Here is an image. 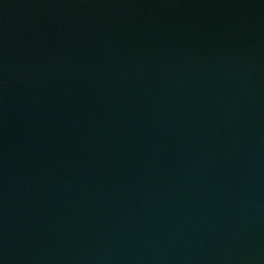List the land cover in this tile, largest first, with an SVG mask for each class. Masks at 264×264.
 Segmentation results:
<instances>
[{
    "label": "water",
    "instance_id": "95a60500",
    "mask_svg": "<svg viewBox=\"0 0 264 264\" xmlns=\"http://www.w3.org/2000/svg\"><path fill=\"white\" fill-rule=\"evenodd\" d=\"M0 264H264V0H0Z\"/></svg>",
    "mask_w": 264,
    "mask_h": 264
}]
</instances>
